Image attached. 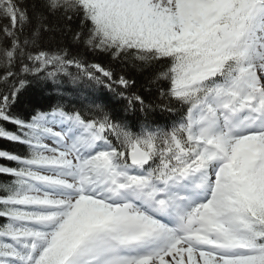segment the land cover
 Here are the masks:
<instances>
[{
  "label": "snow or ice",
  "instance_id": "6c2138e0",
  "mask_svg": "<svg viewBox=\"0 0 264 264\" xmlns=\"http://www.w3.org/2000/svg\"><path fill=\"white\" fill-rule=\"evenodd\" d=\"M0 140V264H264V0H0Z\"/></svg>",
  "mask_w": 264,
  "mask_h": 264
},
{
  "label": "trees",
  "instance_id": "16d2710c",
  "mask_svg": "<svg viewBox=\"0 0 264 264\" xmlns=\"http://www.w3.org/2000/svg\"><path fill=\"white\" fill-rule=\"evenodd\" d=\"M142 81V77H138ZM8 127H11L10 125ZM0 147L8 148L10 150H15L17 146L7 143L6 141L0 140Z\"/></svg>",
  "mask_w": 264,
  "mask_h": 264
}]
</instances>
